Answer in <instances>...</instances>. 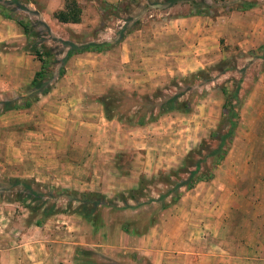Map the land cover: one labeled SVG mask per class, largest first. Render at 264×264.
Returning a JSON list of instances; mask_svg holds the SVG:
<instances>
[{
    "label": "rangeland",
    "instance_id": "1",
    "mask_svg": "<svg viewBox=\"0 0 264 264\" xmlns=\"http://www.w3.org/2000/svg\"><path fill=\"white\" fill-rule=\"evenodd\" d=\"M78 1L81 2L80 9L85 10L80 21L83 22L84 17L89 20L91 14L86 11V2L92 0ZM93 1L98 8L97 26L86 32L77 31V26L63 24L55 20L52 14L43 13L44 0H0L4 15L0 17L7 23L5 33H11L13 38L0 41V204L3 203L15 217H19L15 218L17 226L22 222L33 224L38 220L44 221L53 215L49 214L51 206L59 211L57 213H73L83 217L76 210L85 211L90 202L81 200L78 193H100L97 190L60 188L54 184L56 176L42 174L46 163L53 164L51 157L45 158V151L47 148L52 152L59 149L60 143L44 142L39 138V133L44 130L51 134L59 131L55 123H63L61 118L65 111L59 102L67 81L85 88L88 80V74L72 71L80 70L77 61L70 63L72 70L69 68L67 77L58 75L59 67H63L65 73L67 59L63 58L67 51L79 50L88 43H103L90 41L89 36L92 34L96 37L106 25L111 28L106 30L111 40L106 42L109 44L103 50L112 48L125 34L146 23L149 15L182 17L207 13L206 16L213 17L217 13L216 16H222L220 20L224 21L219 22L220 26L231 25V31L227 33L229 40L220 38L217 45L199 47L192 54L185 50L183 61L175 66L178 69L166 73L163 78H153L150 84H144L139 89L108 86L99 96L104 101L103 115L106 112L124 120L140 119L145 122L155 118L159 110H164L160 114L170 126L165 134L167 148H171L176 156L172 166L149 176H140L133 191L103 194L104 205L95 209L94 223L101 235L96 234L92 239L101 245L81 247L77 257L80 264H153L149 256L138 254L132 248L118 250L119 237L115 228L135 233L153 224L155 211L164 203L173 204L171 198L181 192L184 188L181 184L187 177L199 174L202 163L198 160L207 151L210 152L204 162L207 167L220 149H225L223 159H227L226 165L243 166L246 159L237 157V148L233 147L236 136L245 138L263 130L264 0H186L184 3L179 0ZM227 15L229 20L225 18ZM14 20H23L38 30L40 38H30L28 44L52 48L51 53L57 60L48 66L38 87L30 86V80L39 62L27 50L25 38ZM17 29L20 36L14 34ZM236 84L238 92L231 105L232 112H236L238 117L228 142L227 135H223L228 130V121L219 124L223 102L220 86L230 90ZM199 143L204 149L190 158L189 165H184L186 172L178 171L189 151L197 148ZM134 156L135 152L126 150L114 160L119 176L127 171ZM249 160L254 165H261L255 158ZM106 176L113 179L111 172ZM15 178L27 180L29 188L23 183H13ZM223 178L228 181L230 175L223 173ZM15 194L24 197L25 201L15 200ZM9 201L12 204L6 206L4 203ZM109 218V225H105ZM84 220L89 222L86 218ZM165 256L157 254L155 261L162 264H190L182 255L172 254L171 261ZM218 258V263H227L226 256L218 254ZM214 262L215 257L210 255L209 262L205 264Z\"/></svg>",
    "mask_w": 264,
    "mask_h": 264
},
{
    "label": "crops",
    "instance_id": "2",
    "mask_svg": "<svg viewBox=\"0 0 264 264\" xmlns=\"http://www.w3.org/2000/svg\"><path fill=\"white\" fill-rule=\"evenodd\" d=\"M86 3L89 20L84 17L83 22L63 24H73L77 31L94 29L98 8L93 0ZM43 7V13L52 14L63 7V0H44ZM81 11L83 20L85 10ZM221 17L149 15L146 23L125 34L112 48L71 54L62 75L67 77L70 63L77 61L80 70H71L88 74V80L85 88L67 81L59 102L65 111L63 123H55L59 131L39 133L44 142L60 143L53 152L46 147L45 158L51 157L53 164L46 163L42 174L56 176L54 184L60 188L97 190L109 195L132 190L140 176L172 166L176 154L167 148L165 134L170 126L162 114L145 122L115 116L107 119L99 96L108 86L139 89L153 78H163L178 69L175 66L183 61L185 50L192 54L199 47L217 45L220 38L229 40L231 25L220 26L219 22H224ZM225 18L230 19L228 15ZM6 26L0 17V41L13 40L11 33H5ZM108 29L104 26L96 37L90 34L89 40L110 42ZM20 32L13 31L19 36ZM261 125L260 133L245 138L237 135L233 142L235 155L247 160L243 166L226 165L225 158L210 180L182 188L173 204L156 210L153 224L144 230L130 233L115 228L118 250L132 248L149 256L153 264H162L155 261L157 254L166 255L169 261L172 254L182 255L190 264H205L210 255L215 262L207 264H264V117ZM126 150L136 156L119 176L113 163ZM249 158L261 165H254ZM108 172L113 179L106 176ZM223 173L230 175L228 181ZM4 204L11 205L12 201ZM15 218L19 217L0 204V264H80L79 248L101 245L92 240L100 231L77 214L56 213L40 224L22 222L19 227L15 226ZM218 254L226 256L227 263H218Z\"/></svg>",
    "mask_w": 264,
    "mask_h": 264
},
{
    "label": "trees",
    "instance_id": "3",
    "mask_svg": "<svg viewBox=\"0 0 264 264\" xmlns=\"http://www.w3.org/2000/svg\"><path fill=\"white\" fill-rule=\"evenodd\" d=\"M163 1H169V0H163ZM179 2L184 3L186 2V0H179ZM80 14H81V9L78 5V3L76 2V0H63V7L55 12L52 13V16L55 18V20H57L58 22L61 23H77L80 21ZM201 14V13H198ZM205 15H208L207 13H202ZM214 15H217V13H214ZM0 16H4L3 13L1 12V8H0ZM14 22L20 27L21 32L25 38V43L27 46V50L34 56V58L39 62V66L38 69L33 73V76L30 80V86L32 87H38L40 84V80L44 77L45 73L48 70V66L51 64L56 63V59L54 57V55L51 53L52 48L50 47H37L35 45H29L28 41L30 38H40V33L38 30L33 29L29 26V24L23 20H14ZM109 43L103 42L101 44H97V43H88L87 45H85L84 47H82L79 50H69L66 52V54L64 55L63 59H67L71 54L77 53V52H81V51H99V50H103V47L107 46ZM63 67H59L58 68V75L61 76L63 74ZM239 82V80H238ZM220 91L223 95V102L221 104V108H222V112H221V117H220V121L219 124H222L225 120L228 121V127H227V131H225L223 133V135H227L228 137V142L232 136L233 130L236 126V119L238 117L236 112H232V99H234L237 96V92H238V84H236L232 89H227L225 86H220ZM103 104V110H104V101H102ZM28 104H26L25 106H27ZM164 111V110H163ZM162 110L158 111V114H160L161 112H163ZM105 118L110 119L112 118L111 115L104 114ZM233 118H230V117ZM230 118V119H229ZM128 120V119H127ZM139 122H141V120H138ZM214 138V136H213ZM204 149V147L202 146V144H198L197 148L189 151V153L187 154V156L184 158L183 162H182V166H180L177 170L180 172H186V167H184V165H189L190 163V158L193 155H199L201 150ZM210 155V152H206V154L202 157H200V161L202 163L201 165V169L199 171L198 175H193V176H189L187 177L186 181L183 182L181 185L184 186L185 189H189L191 187H193V185L198 182V181H208L212 178L213 176V172L215 167L222 161V159L224 158L225 155V149L223 150H218L216 155H215V159L214 161L210 164L209 167H207L204 162H205V158ZM33 182V181H32ZM13 183L19 184V183H23L25 184L28 188H29V183L27 180L25 179H19V178H15L13 179ZM133 191V190H132ZM73 194H76V192H70ZM79 198H81V200L86 201V202H90L87 209L85 211H80V210H76L79 214H81L84 218L87 219V221H89V223H91L93 226L95 225V221H96V213H95V209L98 208L101 205H104V201H102V199H104V195L102 193H90V192H81L78 193ZM179 194H177L176 196L171 198V202H175L178 198ZM15 200L18 201H25L24 197H21L18 194H15L14 197ZM164 206H168V203H164L161 205V207ZM51 210L49 214H54L57 213L59 211L55 210L53 206H51ZM42 222V220H38L35 221V224H40Z\"/></svg>",
    "mask_w": 264,
    "mask_h": 264
}]
</instances>
